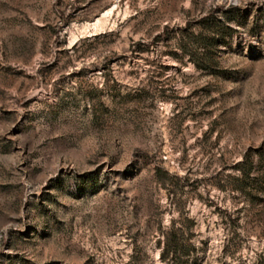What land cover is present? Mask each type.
Listing matches in <instances>:
<instances>
[{
  "label": "rangeland",
  "instance_id": "374dc122",
  "mask_svg": "<svg viewBox=\"0 0 264 264\" xmlns=\"http://www.w3.org/2000/svg\"><path fill=\"white\" fill-rule=\"evenodd\" d=\"M264 264V0H0V264Z\"/></svg>",
  "mask_w": 264,
  "mask_h": 264
},
{
  "label": "trees",
  "instance_id": "16d2710c",
  "mask_svg": "<svg viewBox=\"0 0 264 264\" xmlns=\"http://www.w3.org/2000/svg\"><path fill=\"white\" fill-rule=\"evenodd\" d=\"M177 233L175 229L166 235L165 245L162 251V259L166 260L168 264H177L178 262V242Z\"/></svg>",
  "mask_w": 264,
  "mask_h": 264
}]
</instances>
